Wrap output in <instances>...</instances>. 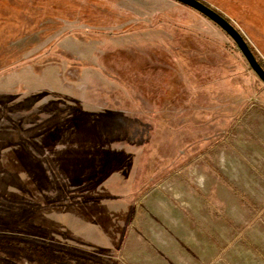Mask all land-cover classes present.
Returning a JSON list of instances; mask_svg holds the SVG:
<instances>
[{"label": "rangeland", "instance_id": "1", "mask_svg": "<svg viewBox=\"0 0 264 264\" xmlns=\"http://www.w3.org/2000/svg\"><path fill=\"white\" fill-rule=\"evenodd\" d=\"M199 1L264 63V0ZM4 238L67 254L0 264H264V85L232 40L173 0H0Z\"/></svg>", "mask_w": 264, "mask_h": 264}, {"label": "water", "instance_id": "2", "mask_svg": "<svg viewBox=\"0 0 264 264\" xmlns=\"http://www.w3.org/2000/svg\"><path fill=\"white\" fill-rule=\"evenodd\" d=\"M186 6L222 30L235 44L237 50L242 54L249 68L264 85V69L259 65L242 34L230 24L222 15L199 0H173Z\"/></svg>", "mask_w": 264, "mask_h": 264}, {"label": "trees", "instance_id": "3", "mask_svg": "<svg viewBox=\"0 0 264 264\" xmlns=\"http://www.w3.org/2000/svg\"><path fill=\"white\" fill-rule=\"evenodd\" d=\"M202 2V1H201ZM205 4V3H204ZM186 7V6H185ZM216 11V10H215ZM217 13H219L218 11H216ZM220 15H222L221 13H219ZM223 16V15H222ZM203 17V16H202ZM230 24L231 22L226 18L224 17ZM234 26V25H233ZM224 33V32H223ZM225 34V33H224ZM226 35V34H225ZM227 36V35H226ZM228 37V36H227ZM248 47L250 48L251 52L253 53L254 57L256 58V60L258 61L259 65L264 69V63L256 56V54L254 53V51L252 50V48L249 46L248 44ZM0 241H3L5 243H17V244H25L27 246H30L36 250H39L43 253H46V254H50V255H53V256H56V255H63V254H67L65 253L63 250H59V249H56V248H51L49 246H43V245H40L38 243H35V242H30V241H26V242H21V241H18V240H15V239H10V238H4V239H0ZM77 257V256H75ZM79 260H83V261H86V262H91V260H86V259H82V258H79Z\"/></svg>", "mask_w": 264, "mask_h": 264}]
</instances>
